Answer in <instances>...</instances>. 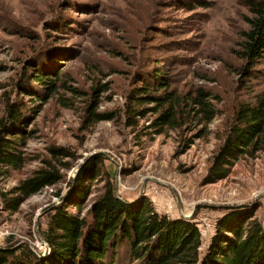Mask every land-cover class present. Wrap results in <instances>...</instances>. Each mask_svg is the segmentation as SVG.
<instances>
[{
	"label": "rangeland",
	"instance_id": "1",
	"mask_svg": "<svg viewBox=\"0 0 264 264\" xmlns=\"http://www.w3.org/2000/svg\"><path fill=\"white\" fill-rule=\"evenodd\" d=\"M188 1L0 0V116L8 97L41 106L26 128L24 150L32 160L14 172L8 187L40 167L52 145L76 156L62 182L32 195L17 212L0 206V245L12 236L45 254L42 232L59 202L56 192L68 191L69 182L98 154L105 157L104 176L91 183L83 213L103 192L110 171L115 194L124 202L136 205L147 197L161 214L190 216L202 231L203 251L232 207H252L264 226V152L239 159L228 177L205 183L235 108L264 92V60L250 80L236 70L242 61L234 49L247 27L248 10L244 0H212L208 8ZM32 60L34 67L58 77V89L49 97L40 84H28L27 91L47 100L32 98L18 86ZM154 68L171 79L172 87L203 86L217 97L216 116L201 137L190 131L157 134L144 128L151 114L136 126L126 125V96L139 85L140 75ZM90 108L112 111L114 118L93 121Z\"/></svg>",
	"mask_w": 264,
	"mask_h": 264
},
{
	"label": "trees",
	"instance_id": "2",
	"mask_svg": "<svg viewBox=\"0 0 264 264\" xmlns=\"http://www.w3.org/2000/svg\"><path fill=\"white\" fill-rule=\"evenodd\" d=\"M186 4L208 8L212 0H189ZM243 4L248 10L244 14L247 27L240 30L234 53L242 61L236 66L237 72L250 80L264 60V0H244ZM31 62L27 66L30 73L24 71L18 86H24L23 92L32 98L47 100L38 91H27L28 84H40L49 91V97L58 89V77L49 76ZM148 73L140 75L136 81L139 85L135 84L126 96V125L136 126L151 114L152 120L144 128L157 134L190 131L195 138L201 137L216 116L214 93L203 86L188 91L172 87L171 79L158 68ZM59 75L60 72L56 76ZM40 110V105L31 107L8 97L0 116V206L11 213L45 187L62 182L76 159L67 147L52 145L48 149L50 156L41 159L40 167L8 187L14 172L32 160L24 150L26 128ZM89 112L93 121L110 120L115 114L96 112L95 108ZM260 152H264V92L255 93L252 100L235 108L205 183L228 177L239 159ZM104 162L102 154L95 155L69 182L68 191L56 192L59 202L48 214L47 227L42 232L48 245L45 254L10 236L5 245H0V264H122L126 258L128 264H264V226L252 207H232L221 217L204 251L202 231L192 218L161 214L147 197L136 205L124 202L115 194L110 171L103 192L83 213L91 183L104 176Z\"/></svg>",
	"mask_w": 264,
	"mask_h": 264
},
{
	"label": "water",
	"instance_id": "3",
	"mask_svg": "<svg viewBox=\"0 0 264 264\" xmlns=\"http://www.w3.org/2000/svg\"><path fill=\"white\" fill-rule=\"evenodd\" d=\"M190 217V216H187V218ZM43 237V236H42ZM43 240L45 241L44 237H43Z\"/></svg>",
	"mask_w": 264,
	"mask_h": 264
}]
</instances>
